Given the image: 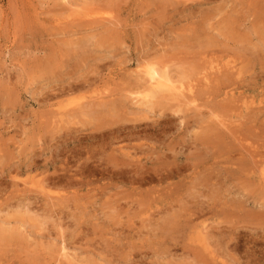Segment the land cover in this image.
<instances>
[{
    "label": "rangeland",
    "instance_id": "1",
    "mask_svg": "<svg viewBox=\"0 0 264 264\" xmlns=\"http://www.w3.org/2000/svg\"><path fill=\"white\" fill-rule=\"evenodd\" d=\"M263 183L264 0H0V264H264Z\"/></svg>",
    "mask_w": 264,
    "mask_h": 264
},
{
    "label": "bare ground",
    "instance_id": "2",
    "mask_svg": "<svg viewBox=\"0 0 264 264\" xmlns=\"http://www.w3.org/2000/svg\"><path fill=\"white\" fill-rule=\"evenodd\" d=\"M250 2V1H249ZM255 4V3H254ZM261 4V3H260ZM230 63V62H229ZM153 65V64H152ZM156 65V64H155ZM154 65V66H155ZM158 65V64H157ZM160 66V65H159ZM213 66V65H212ZM215 66H217V65H215ZM209 67V66H208ZM211 67V66H210ZM229 67H230V65H229ZM158 68V67H157ZM161 68H162V66H161ZM219 68V67H218ZM234 68H235V66H234ZM215 69V68H214ZM229 69V68H228ZM227 69V70H228ZM148 70V69H147ZM221 70V69H220ZM167 71V70H166ZM165 71V72H166ZM212 71V70H211ZM234 71V70H233ZM207 73V72H206ZM217 73V72H216ZM141 74V73H140ZM147 80H146V82L148 83V85L151 87V89H157V88H159V89H163V88H165V87H167L168 89H172V87H173V85H172V87L171 86H169L170 84L169 83H166L165 81L166 80H168L167 78H166V76H168L167 74H166V76H165V74L164 73H162V72H159V70H157V69H154V68H150V70H148L147 71ZM142 76H143V74H141ZM224 75V74H223ZM228 75V74H227ZM213 76V75H212ZM215 77V76H214ZM142 78V77H141ZM225 78V77H224ZM146 79V78H145ZM208 79V78H207ZM226 79V78H225ZM140 80V79H139ZM172 81V80H171ZM140 82V81H139ZM146 82H145V84H146ZM209 83V82H208ZM169 84V85H168ZM147 85V86H148ZM135 86V85H134ZM179 86V85H178ZM178 86H175L174 88H176V87H178ZM206 86H208L207 84H206ZM173 88V89H174ZM179 88V87H178ZM177 88V89H178ZM138 89V88H137ZM146 89V88H145ZM144 89V90H145ZM167 89V90H168ZM188 89V88H187ZM220 89V88H219ZM175 90V89H174ZM183 90V89H182ZM208 90V89H207ZM138 91V90H137ZM180 91V90H179ZM233 91V90H232ZM141 92V91H140ZM227 92V91H226ZM177 93H179V92H177ZM180 93H182V92H180ZM141 94V93H140ZM164 94V93H163ZM170 94V93H169ZM183 94V93H182ZM189 94V93H188ZM184 95V94H183ZM182 95V96H183ZM160 96L162 97V95L160 94ZM231 96V95H230ZM135 97V96H134ZM186 97V96H185ZM180 98V97H179ZM184 97H182V99H183ZM190 98H191V96H190ZM233 98V97H232ZM165 99V98H164ZM173 99V98H172ZM176 99V98H175ZM234 99V98H233ZM162 100H163V98H162ZM179 100V99H178ZM186 100V99H185ZM195 100V99H194ZM168 101H170V100H168ZM189 101V100H188ZM231 101V100H230ZM158 102V101H157ZM174 102H176V101H174ZM179 102V101H178ZM143 103V102H142ZM162 103H164V102H162ZM166 103V102H165ZM169 103V102H168ZM171 103V102H170ZM141 104V103H140ZM180 104V103H179ZM183 104H185V103H183ZM187 104V103H186ZM190 104V103H189ZM234 104V103H233ZM175 105H177V102H176V104ZM230 105V104H229ZM149 107V106H148ZM158 108V107H157ZM173 108H174V106H173ZM182 108V107H181ZM151 109V108H150ZM162 109V108H161ZM228 109H229V107H228ZM231 109V108H230ZM169 110H170V108H169ZM254 113H255V111H254ZM250 114V113H249ZM258 114V113H257ZM254 117V116H253ZM257 121V120H256ZM221 123V122H220ZM220 125V124H219ZM223 125V124H222ZM221 125V126H222ZM224 130H226V128L224 129ZM233 130H235V129H233ZM232 130V131H233ZM238 130V129H237ZM231 131V132H232ZM239 134V133H238ZM233 136H235V135H233ZM236 136H238V138H239V135H236ZM235 136V137H236ZM234 137V138H235ZM237 141V140H236ZM233 142V141H232ZM255 164V163H254ZM244 167H245V165H244ZM243 167V168H244ZM257 167V166H256ZM246 168V167H245ZM180 169V168H179ZM247 172V171H246ZM260 172V171H259ZM245 175H247V174H245ZM261 178V177H260ZM264 184V183H263ZM263 186V185H262ZM261 189V188H260ZM264 189V188H263ZM26 208V207H25ZM191 214V213H190ZM193 214V213H192ZM62 247V246H61ZM63 249H64V247H63ZM64 251V250H63ZM66 252V251H65ZM61 255V254H60ZM70 256V255H69ZM69 259V258H68ZM71 260V259H70Z\"/></svg>",
    "mask_w": 264,
    "mask_h": 264
}]
</instances>
